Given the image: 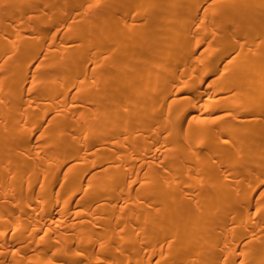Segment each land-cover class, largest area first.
Masks as SVG:
<instances>
[{"label": "bare ground", "instance_id": "1", "mask_svg": "<svg viewBox=\"0 0 264 264\" xmlns=\"http://www.w3.org/2000/svg\"><path fill=\"white\" fill-rule=\"evenodd\" d=\"M0 264H264V0H0Z\"/></svg>", "mask_w": 264, "mask_h": 264}]
</instances>
